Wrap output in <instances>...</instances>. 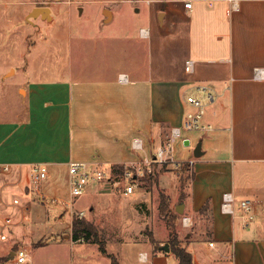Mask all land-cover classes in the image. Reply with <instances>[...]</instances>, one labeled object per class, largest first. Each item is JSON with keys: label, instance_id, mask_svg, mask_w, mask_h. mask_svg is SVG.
I'll list each match as a JSON object with an SVG mask.
<instances>
[{"label": "crops", "instance_id": "crops-1", "mask_svg": "<svg viewBox=\"0 0 264 264\" xmlns=\"http://www.w3.org/2000/svg\"><path fill=\"white\" fill-rule=\"evenodd\" d=\"M147 3L133 10L136 22L128 31L125 55L115 51L98 57L105 43L77 46L65 40L63 47L51 42L49 64L29 57L37 45L27 53L21 48L24 61L17 64L15 38L22 27L2 17L0 0L3 40L12 27V39L0 40V51L7 52L0 60V87L18 73L23 78L15 116L0 117V241L5 243L0 264H55L41 252L18 262L15 251L28 244L32 251L63 241L72 248L95 244L72 237V211L81 196L71 195L69 163L142 161L152 154L153 144H161L165 135L169 139L172 128L183 124L193 109L188 96L204 100L203 120L211 128L184 132L188 141L173 142L174 156L194 169L179 219V246L191 253L193 264H264V0ZM88 11L91 18L100 14L98 30L116 19L114 10L111 15ZM140 21L145 24L137 27ZM188 59L194 60L192 72L185 69ZM135 139L142 140V150L132 148ZM36 164H46V178L34 179ZM226 192L255 202L253 221L245 222L238 203L234 213L223 211ZM48 207L55 210L53 224L41 230L42 221L50 222ZM156 240L121 244L119 264H180L171 247L162 248L169 242ZM96 253L108 256L100 249Z\"/></svg>", "mask_w": 264, "mask_h": 264}, {"label": "rangeland", "instance_id": "rangeland-1", "mask_svg": "<svg viewBox=\"0 0 264 264\" xmlns=\"http://www.w3.org/2000/svg\"><path fill=\"white\" fill-rule=\"evenodd\" d=\"M147 2L148 0H3L2 17L13 18L16 23L13 26L22 27L23 31L15 38L20 50L14 53L13 61L17 64L22 63L24 59L20 55L21 48H24L27 53L32 46L37 45L39 49L29 57L36 64H49L53 57L49 45L57 41L62 43L61 47H63L65 40H72L73 43H77V46H96L99 43H105L106 45L102 46L106 47V51L99 48L98 57L113 55L115 51L120 52L121 56L125 55L129 50L128 31L134 28L133 24L136 22L133 10L141 7L145 9ZM38 6H49L51 17L30 15V12ZM89 9H92L94 14L100 13L101 10H108L106 14L110 15L112 14L110 10H114L116 19L110 26L98 30L97 25L101 23V17H98L100 14L91 18L88 16ZM145 15L146 11L143 10L142 16ZM141 22L137 24V27L145 24V21ZM9 24L12 23L9 21ZM7 28V36L4 40L0 37L1 41L6 42L12 39L11 25ZM66 36L69 39H66ZM97 50L94 51L96 57ZM6 54L0 51V60H4ZM10 57L12 58L9 54ZM22 79V75L18 73L7 79V87H0V117L11 119L15 116L14 111L18 105L15 99L16 92ZM165 131L167 134V130ZM167 141L168 136L165 135L159 142L166 144ZM161 144H153L152 154ZM178 145L175 144L176 149ZM142 167L143 170L137 180L136 193L124 195L113 190L109 184H102L94 187V192L91 190L83 194L72 211L73 220L78 216V212L85 211L82 218L93 225L103 240L107 252L115 253L119 261L121 254L119 256L118 252L121 244L137 242L138 246L141 245L139 243H156V238L165 239L169 244L172 242V246L179 243L176 234L181 230L179 219L185 214V210L183 213H178L176 207L185 202L189 183L194 176L193 165L190 161L179 160L174 156V159L153 161L149 166L143 162ZM61 181L65 182L64 175ZM162 198L164 199L163 209L161 208ZM90 202L95 206L92 214L89 212L91 211L88 205ZM48 210L50 222L45 224L42 221L43 229L41 230L50 229L48 227L53 224L55 210L50 207ZM40 212L44 218L43 210L40 209ZM35 229L36 233H40L38 228ZM29 239L30 235L26 236V241ZM2 241H0V250L5 244ZM32 249L30 244L25 247L28 255L32 256L33 253L38 256L41 252L42 257L48 255L55 264H111L109 256H97L96 251L100 249L98 244H78L72 248L69 242L63 241L61 245L41 247L33 251ZM39 259L40 257L37 258L38 261Z\"/></svg>", "mask_w": 264, "mask_h": 264}, {"label": "built area", "instance_id": "built-area-1", "mask_svg": "<svg viewBox=\"0 0 264 264\" xmlns=\"http://www.w3.org/2000/svg\"><path fill=\"white\" fill-rule=\"evenodd\" d=\"M186 7H192L191 1L185 2ZM185 69L187 72L194 70V60H186ZM258 71V69H256ZM125 79V76H121ZM209 99V96H208ZM187 101L193 107L192 110L186 113L183 124L178 127H173L171 137L166 144H161L156 148L154 154L143 159L146 165H150L153 161H163L174 159L172 146L175 139H180L183 142L189 138L184 136V132L190 131H206L211 128L210 125L204 123L205 102L199 97L188 96ZM132 148L136 151L144 148L141 139H135ZM125 164L123 166L117 164L106 165L98 161H71L69 163L70 173V192L73 197H80L85 194L89 188L97 187L102 184H109L113 190L124 195H132L137 191V180L143 170V162ZM48 169L46 164H36L33 167V175L36 181L46 178ZM223 211L234 213V204L238 203L241 209V216L245 222L252 220L255 216V202L252 199L243 198L237 199L231 192H226L223 197ZM85 215V211L78 212L79 218ZM184 225H188L189 217H183ZM213 245V243H211ZM15 258L18 262L23 263L28 258V253L23 248L15 251Z\"/></svg>", "mask_w": 264, "mask_h": 264}, {"label": "trees", "instance_id": "trees-1", "mask_svg": "<svg viewBox=\"0 0 264 264\" xmlns=\"http://www.w3.org/2000/svg\"><path fill=\"white\" fill-rule=\"evenodd\" d=\"M161 205H162L161 208L163 209L164 207L163 198ZM175 217L177 216L175 215ZM72 237L74 240H84L86 242L98 244L100 251L104 254H107L111 258L112 264H119V261L117 260L116 256L114 254L107 252L103 240H101V238L99 237V233L95 230L93 225L87 222L84 218L76 217L73 220ZM170 247L172 251L176 254V256L179 258L180 264H193L191 253H189L185 248L179 246V243L178 244L175 243L172 246V242H170Z\"/></svg>", "mask_w": 264, "mask_h": 264}, {"label": "water", "instance_id": "water-1", "mask_svg": "<svg viewBox=\"0 0 264 264\" xmlns=\"http://www.w3.org/2000/svg\"><path fill=\"white\" fill-rule=\"evenodd\" d=\"M108 12V10H106ZM39 14L41 15L42 18L45 17H51V8L49 6H38L35 7L31 12L30 15H36ZM196 156H199V154L197 152H195ZM184 208H185V204L181 203L178 204L176 207V210L178 213H183L184 212ZM164 250L166 251H170V244L166 243L163 247Z\"/></svg>", "mask_w": 264, "mask_h": 264}]
</instances>
